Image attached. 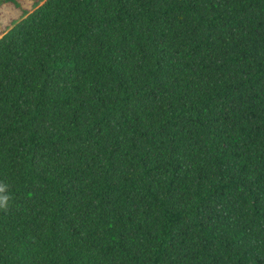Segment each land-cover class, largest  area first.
Masks as SVG:
<instances>
[{
	"label": "trees",
	"instance_id": "16d2710c",
	"mask_svg": "<svg viewBox=\"0 0 264 264\" xmlns=\"http://www.w3.org/2000/svg\"><path fill=\"white\" fill-rule=\"evenodd\" d=\"M0 196V264H264V0H36Z\"/></svg>",
	"mask_w": 264,
	"mask_h": 264
},
{
	"label": "rangeland",
	"instance_id": "374dc122",
	"mask_svg": "<svg viewBox=\"0 0 264 264\" xmlns=\"http://www.w3.org/2000/svg\"><path fill=\"white\" fill-rule=\"evenodd\" d=\"M36 0H19L21 6H16L8 0H0V36L8 30L13 23L21 20L24 10L32 11Z\"/></svg>",
	"mask_w": 264,
	"mask_h": 264
},
{
	"label": "clouds",
	"instance_id": "9594fccd",
	"mask_svg": "<svg viewBox=\"0 0 264 264\" xmlns=\"http://www.w3.org/2000/svg\"><path fill=\"white\" fill-rule=\"evenodd\" d=\"M6 204V196H0V206H4Z\"/></svg>",
	"mask_w": 264,
	"mask_h": 264
}]
</instances>
